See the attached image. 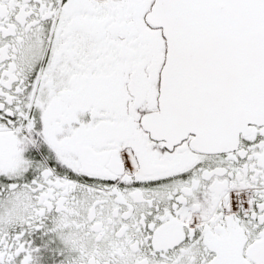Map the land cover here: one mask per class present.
Wrapping results in <instances>:
<instances>
[{"label":"snow or ice","instance_id":"1","mask_svg":"<svg viewBox=\"0 0 264 264\" xmlns=\"http://www.w3.org/2000/svg\"><path fill=\"white\" fill-rule=\"evenodd\" d=\"M0 264H264V0H0Z\"/></svg>","mask_w":264,"mask_h":264}]
</instances>
